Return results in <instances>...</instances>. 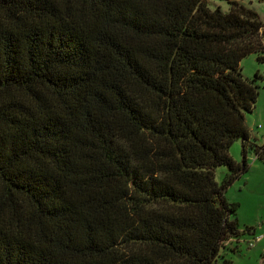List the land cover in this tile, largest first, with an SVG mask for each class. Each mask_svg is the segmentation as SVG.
<instances>
[{
  "label": "trees",
  "instance_id": "16d2710c",
  "mask_svg": "<svg viewBox=\"0 0 264 264\" xmlns=\"http://www.w3.org/2000/svg\"><path fill=\"white\" fill-rule=\"evenodd\" d=\"M226 1L0 0V264H214L244 234L264 24Z\"/></svg>",
  "mask_w": 264,
  "mask_h": 264
},
{
  "label": "rangeland",
  "instance_id": "374dc122",
  "mask_svg": "<svg viewBox=\"0 0 264 264\" xmlns=\"http://www.w3.org/2000/svg\"><path fill=\"white\" fill-rule=\"evenodd\" d=\"M242 6L253 10L264 24V4L256 0H233ZM211 8H219L222 13L229 12L226 0H207ZM262 53H252L244 57L240 62V69L244 79L254 80L258 74L262 79L256 81L259 86V97L252 113L245 114L246 125L251 140L258 144H264V64L257 58L264 55V39ZM229 155L238 164L243 161L242 144L238 140L229 150ZM247 170L227 188L224 197L229 204L237 205L236 219L239 231L244 233L232 244L223 247L214 264H264V162L255 158L254 154L246 156ZM215 180L220 184L228 170L220 166L215 170ZM262 238L255 242L258 237ZM249 243L254 246L249 248Z\"/></svg>",
  "mask_w": 264,
  "mask_h": 264
},
{
  "label": "built area",
  "instance_id": "2783aa9c",
  "mask_svg": "<svg viewBox=\"0 0 264 264\" xmlns=\"http://www.w3.org/2000/svg\"><path fill=\"white\" fill-rule=\"evenodd\" d=\"M262 238V236L258 237L255 242L259 241ZM249 248H252L254 246L253 243H249Z\"/></svg>",
  "mask_w": 264,
  "mask_h": 264
}]
</instances>
